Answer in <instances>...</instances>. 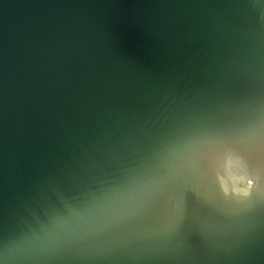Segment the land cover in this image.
Here are the masks:
<instances>
[{
	"label": "water",
	"instance_id": "95a60500",
	"mask_svg": "<svg viewBox=\"0 0 264 264\" xmlns=\"http://www.w3.org/2000/svg\"><path fill=\"white\" fill-rule=\"evenodd\" d=\"M0 264H264V0H0Z\"/></svg>",
	"mask_w": 264,
	"mask_h": 264
},
{
	"label": "clouds",
	"instance_id": "9594fccd",
	"mask_svg": "<svg viewBox=\"0 0 264 264\" xmlns=\"http://www.w3.org/2000/svg\"><path fill=\"white\" fill-rule=\"evenodd\" d=\"M257 179H259V176L257 175V177H256ZM244 193V190L242 191V194Z\"/></svg>",
	"mask_w": 264,
	"mask_h": 264
}]
</instances>
